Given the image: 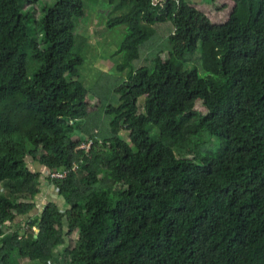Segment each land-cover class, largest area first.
<instances>
[{"label": "trees", "instance_id": "1", "mask_svg": "<svg viewBox=\"0 0 264 264\" xmlns=\"http://www.w3.org/2000/svg\"><path fill=\"white\" fill-rule=\"evenodd\" d=\"M42 1L0 0V264H49L72 234L63 264H264V0H235L226 25L170 50L180 70L161 55L133 66L180 0H109L130 72L100 135L83 124L84 4ZM121 132L142 160L126 175ZM43 180L55 201L40 212Z\"/></svg>", "mask_w": 264, "mask_h": 264}, {"label": "rangeland", "instance_id": "2", "mask_svg": "<svg viewBox=\"0 0 264 264\" xmlns=\"http://www.w3.org/2000/svg\"><path fill=\"white\" fill-rule=\"evenodd\" d=\"M53 2V0H43L39 7L45 6L44 3H47L48 6L53 5ZM82 2L85 17L76 21L75 34L83 36V33L88 34L89 32L88 37L90 40L88 41V47L85 50L82 49L85 61L80 68V80L89 90V115L83 123L84 132L86 135H100L101 131L104 133V129L107 130L109 127L110 117L105 113L106 108L118 105V95L114 92V89L119 83L126 80L130 72L129 67L125 70H118L116 67L124 59V55L117 53V51L126 32L123 27L112 29L106 25L116 4L112 5L109 0H82ZM157 2H163V0H157ZM234 8L235 0H180V12L176 22L155 25L153 37L143 45L140 49L139 58L133 62L134 68L148 65L151 58L155 55H161L163 59L169 57L174 68L180 70L183 63L174 56L170 57L168 52L174 47L181 49L186 45L192 46L197 39L205 37L209 31L226 25ZM125 11H116L112 16L120 15ZM42 34V32H39V46L43 49L46 48V44L41 37ZM36 67V63L29 62L27 65L30 73H33ZM200 74L204 76L203 71H200ZM196 110L201 114L207 113L202 102L197 103ZM144 119L146 117L143 112L139 111L135 124H141ZM149 130L152 132L154 129ZM128 136V132H121L116 148V155L121 165L120 173L123 175L129 172V168L134 163L142 161L141 155H137V149L132 145L133 141L131 142ZM219 145L220 141L211 137L208 138L206 147L211 153L215 152ZM89 146L90 143L85 145L87 148ZM192 157L194 156L190 155L187 158ZM47 184L50 183L47 182ZM52 196L55 198L54 194ZM42 200L43 203L45 201L46 203L54 202L47 191ZM22 220L23 218L19 221ZM54 237L58 239L61 237L57 229L54 232ZM73 237L72 234L70 239H67L65 247H71L74 241ZM65 247L55 249V256L49 264H63L66 261V257L61 255Z\"/></svg>", "mask_w": 264, "mask_h": 264}, {"label": "crops", "instance_id": "3", "mask_svg": "<svg viewBox=\"0 0 264 264\" xmlns=\"http://www.w3.org/2000/svg\"><path fill=\"white\" fill-rule=\"evenodd\" d=\"M40 167V166H39ZM41 170L44 172L45 171V167H41ZM42 193H41V195H39L38 197H37V199H36V201H37V205L39 206V209L38 210H40V209H43V207L47 204L46 203V201H45V203H43V200L42 199H44V194L46 193V191H47V194L49 195V197L53 200L54 198H53V194H55V188L54 187H52V185H50V184H47V183H45V180H43V182H42ZM55 201V200H54ZM42 210H40V212H41ZM36 214L38 213V211H36L35 212ZM24 220V219H23ZM20 222V221H19Z\"/></svg>", "mask_w": 264, "mask_h": 264}, {"label": "built area", "instance_id": "4", "mask_svg": "<svg viewBox=\"0 0 264 264\" xmlns=\"http://www.w3.org/2000/svg\"><path fill=\"white\" fill-rule=\"evenodd\" d=\"M58 177H61L62 175H57Z\"/></svg>", "mask_w": 264, "mask_h": 264}]
</instances>
